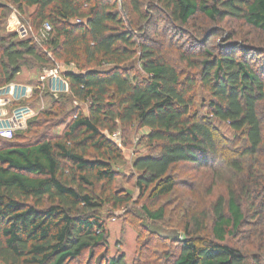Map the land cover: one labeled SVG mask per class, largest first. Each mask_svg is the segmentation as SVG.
I'll return each instance as SVG.
<instances>
[{"label": "trees", "instance_id": "obj_1", "mask_svg": "<svg viewBox=\"0 0 264 264\" xmlns=\"http://www.w3.org/2000/svg\"><path fill=\"white\" fill-rule=\"evenodd\" d=\"M11 1L19 9L36 6L34 21L51 30L39 44L0 35V89L29 61L44 66L52 57L75 65L78 71L62 72L69 93L90 105L87 114L72 113L58 138L17 141L36 114L10 138L0 137V264H69L85 251L94 264H127L122 252L94 256V250L108 249L104 206L114 210L133 198L109 189L123 154L104 132L135 124L149 129L150 152L132 163L141 197L171 194L176 181L170 170L181 162L218 163L230 171L226 194L216 197L210 213L183 223L184 238L171 264H264V49L239 44V54H217L204 47L199 81L209 100L202 116L191 109L192 79L182 81L148 35L155 27V33L168 29L187 40L200 35L202 42L229 15L264 35V0ZM6 8L0 4L5 14ZM134 58L139 71L122 67ZM102 65L107 67L97 69ZM213 118L227 123L241 142L232 147L233 156L227 157L229 141ZM142 212L162 221L165 207L142 205ZM209 214L210 233L201 234Z\"/></svg>", "mask_w": 264, "mask_h": 264}, {"label": "rangeland", "instance_id": "obj_2", "mask_svg": "<svg viewBox=\"0 0 264 264\" xmlns=\"http://www.w3.org/2000/svg\"><path fill=\"white\" fill-rule=\"evenodd\" d=\"M0 4L4 8L7 7L6 14L0 11V35H11L14 40L31 38L38 44L42 42L43 36L40 33L42 26L33 19L36 6L23 5L22 9H19L11 0H0ZM146 9L149 14L153 11L149 6H146ZM212 28L214 35L208 36L202 42L200 35L193 40H187L184 35L170 34L168 29H159L155 33L154 30L157 28L152 27L148 33L163 57L177 67L182 81L187 77L192 79L189 88V95L193 99L191 109L197 110L202 116L208 111L209 100L208 92L199 81L201 67L199 63L204 57V47L215 50L217 54L223 49L237 50L239 54V48H235L239 44L259 45V49H264V35L251 28L242 18L229 15L214 23ZM29 63L30 65L21 68L10 84L0 89V99L7 97L9 102L2 107L10 113L19 105L25 104L31 109L32 115L36 114L34 124L25 127L17 141L25 143L37 139L58 138L62 135L67 122L72 119V113L81 109L87 114L90 105L89 101H80L70 95L68 81L62 73L78 69L75 65H66L52 57L44 66H37L32 61ZM106 67L102 65L97 69ZM122 67H133L136 71L141 69L137 58ZM12 85L19 87L17 91L10 89ZM22 86L28 89L21 90ZM63 119L65 121L61 122ZM211 121L222 137L229 141V145L226 146L227 157L233 156L232 147H240L241 142L235 138L227 123H221L214 118ZM148 131V128L135 124L130 127H119L113 134L104 132L116 142L123 154L121 160L114 165L116 177L109 189L121 195L130 192L133 198L131 203L114 210L109 205L104 206L102 211L109 233L108 249L103 251L102 248H96L94 256L101 252H107L109 256L122 252L127 264H171L172 258L179 254L180 239L184 238L183 223L192 215H200L203 211L210 213L211 203L216 197L226 194L225 180L230 177L228 169L218 167V163L198 167L181 162L170 170L176 181L171 194L152 200L148 197V192L142 197L139 196L135 187L138 172L132 168V163L137 157L150 152L145 139ZM3 141L0 139V147ZM101 190L102 182L97 185V192L100 193ZM142 205L151 210L164 206L163 220L148 219L142 212ZM211 219L212 216L209 214L204 222L205 231H201V234L210 233ZM174 232H177V235ZM238 240L241 242L243 239ZM238 240L229 242L237 245ZM88 253L85 251L81 257L69 264H94V258H90Z\"/></svg>", "mask_w": 264, "mask_h": 264}, {"label": "built area", "instance_id": "obj_3", "mask_svg": "<svg viewBox=\"0 0 264 264\" xmlns=\"http://www.w3.org/2000/svg\"><path fill=\"white\" fill-rule=\"evenodd\" d=\"M50 30V25L48 23H44L40 33L43 37H45ZM51 85H53V82ZM18 88L13 85L10 87V89L16 91ZM23 88H25V90L28 89L23 86L20 87L21 90ZM8 103L7 97L0 99V137L2 138H10L15 131L23 129L26 125L27 119L32 115L31 109L27 105H19L10 113L7 112V110L2 106L7 105Z\"/></svg>", "mask_w": 264, "mask_h": 264}, {"label": "water", "instance_id": "obj_4", "mask_svg": "<svg viewBox=\"0 0 264 264\" xmlns=\"http://www.w3.org/2000/svg\"><path fill=\"white\" fill-rule=\"evenodd\" d=\"M177 235V232H174Z\"/></svg>", "mask_w": 264, "mask_h": 264}]
</instances>
